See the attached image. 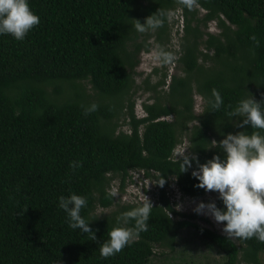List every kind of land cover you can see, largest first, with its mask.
<instances>
[{"label": "trees", "instance_id": "1", "mask_svg": "<svg viewBox=\"0 0 264 264\" xmlns=\"http://www.w3.org/2000/svg\"><path fill=\"white\" fill-rule=\"evenodd\" d=\"M29 4L40 23L22 41L0 35V264H150L174 253L189 228L223 255V261L209 264H264V242L228 238L200 223H209L208 218L178 209L173 199L178 195L173 184L180 199L203 200L209 192L195 186L192 169L181 172L184 153L203 163L215 154L223 157L211 141L229 132L264 134L237 127L242 118L226 114L243 98L264 100V0H191L190 7L182 0ZM179 9L184 16L179 73L167 91L158 88L164 80L153 86L154 100L143 102L138 117L140 55L157 43L165 46ZM152 14L161 25L137 30L136 20L144 23ZM214 22L217 31H209ZM213 89L223 100L219 110L209 104ZM196 95L204 100L200 113ZM92 103L97 109L83 114L81 106ZM125 125L128 130H122ZM185 141L186 151L177 153ZM72 161L82 166L73 170ZM137 171L155 185L145 190L153 204L148 228L105 258L99 244L108 232L135 225L134 219L123 224L117 217L145 202L112 191L119 179L117 191L124 193L128 182L136 183ZM72 192L86 198L81 215L97 240L70 228L58 207V198Z\"/></svg>", "mask_w": 264, "mask_h": 264}, {"label": "clouds", "instance_id": "2", "mask_svg": "<svg viewBox=\"0 0 264 264\" xmlns=\"http://www.w3.org/2000/svg\"><path fill=\"white\" fill-rule=\"evenodd\" d=\"M182 2L191 6V0ZM162 15L164 14L160 13V16ZM136 21L135 27L139 31L155 29L162 23L159 16L153 14L148 16L144 23ZM39 23L40 17L30 7L29 0H0V35L9 34L22 41ZM158 55L165 62L171 59V56L163 51ZM209 104L214 110H219L223 105L222 97L215 89L212 91ZM81 107L85 115L97 109L95 103ZM226 114L229 117L242 118L236 124L239 128L250 126L254 130H264V100H256L253 96L243 98ZM211 142L214 145L219 144L224 153L223 157L215 154L201 163L194 153H184L180 158V167L181 172L192 169L191 175L199 182L195 186L205 191L217 192L218 199L222 201L224 207H218L215 201L207 203L201 201L193 211L197 214L210 215L217 224L226 222L223 223L222 231L228 238L255 237L264 242V134L261 131L229 132L219 142L216 140ZM81 166L80 161L70 163L73 170ZM164 183L165 179L159 185L163 186ZM173 187L178 194L177 196L174 194L173 199L178 201L180 199L178 187L175 184ZM86 206V198L75 192L58 198V207L66 213L68 226L86 234L90 233L92 240H97L91 222H87L81 215V209ZM152 208L153 204L147 198L141 206L123 212L117 217L118 223L127 224L130 219H134L135 225L113 227L107 234L108 239L99 244L100 255L107 258L131 245L140 231L147 230Z\"/></svg>", "mask_w": 264, "mask_h": 264}, {"label": "rangeland", "instance_id": "3", "mask_svg": "<svg viewBox=\"0 0 264 264\" xmlns=\"http://www.w3.org/2000/svg\"><path fill=\"white\" fill-rule=\"evenodd\" d=\"M179 21V23L176 22ZM171 22L173 23V27L171 30L170 26V37L168 38V42L165 43V46L161 47L158 43V46L149 52V53H142L140 55V63L138 67H136V85L137 91L136 94V114L140 117L143 114L142 104L143 102H152L154 100V96L156 95L155 91H153V86L156 85L160 80H164L165 84L158 86L160 88V92L167 91L169 85L171 83V78L173 75L179 73L178 63L176 62L177 52L181 48L180 36L183 34L184 28V16L182 15V9L179 11L174 12L172 15ZM209 31L216 32L217 25L216 23L209 24ZM179 32L180 35L177 33ZM165 38V37H164ZM151 41L156 39V31H152V35L150 36ZM163 51L166 52L171 56V59L167 62L164 61L162 57L158 54ZM159 68L157 72L154 69ZM165 75V76H164ZM196 104H195V111L200 113L203 108V102L201 96H195ZM122 130H128L127 125L122 126ZM188 142L185 141L182 143L179 148L177 149V153L181 154L182 152L186 151ZM134 182L137 183H130L128 182L124 193L119 194L117 189H119V179H116L114 184L113 192L115 195H121L124 197L125 200L128 201H139L144 202L147 198L150 197L149 194H146L145 190H152L155 188L154 181H150L145 179L144 173L141 171L134 172L133 174ZM144 178V179H143ZM210 202L215 201L214 195L211 191L208 192L205 199L201 200H192L188 198L182 197L178 200V206L180 210L185 212L191 213L195 212L193 209L196 205L201 202ZM113 209L102 210L100 209L99 212L108 213L111 212ZM203 217H206L210 220L209 223L205 221H200L203 225L211 228L212 230H216L219 233H223V223L217 224L214 219L210 215L200 214ZM158 257V256H157ZM154 258L150 264H209L215 261H223V255L220 254L217 250L210 247L206 241L203 240L202 236L197 234L193 229H185L182 231L179 237V244L174 253H170L164 257ZM262 261L264 263V253L261 255Z\"/></svg>", "mask_w": 264, "mask_h": 264}]
</instances>
